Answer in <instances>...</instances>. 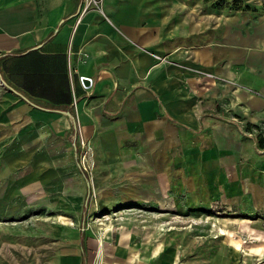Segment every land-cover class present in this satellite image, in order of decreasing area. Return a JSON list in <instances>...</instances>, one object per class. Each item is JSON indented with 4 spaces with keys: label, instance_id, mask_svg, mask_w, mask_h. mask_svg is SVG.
I'll return each mask as SVG.
<instances>
[{
    "label": "rangeland",
    "instance_id": "obj_1",
    "mask_svg": "<svg viewBox=\"0 0 264 264\" xmlns=\"http://www.w3.org/2000/svg\"><path fill=\"white\" fill-rule=\"evenodd\" d=\"M133 3L139 133L103 111L93 124L74 108L71 125L48 119L0 73V264H264L245 175L262 168L264 130L241 107L245 93L264 98L246 82L256 63L264 84V0Z\"/></svg>",
    "mask_w": 264,
    "mask_h": 264
},
{
    "label": "crops",
    "instance_id": "obj_2",
    "mask_svg": "<svg viewBox=\"0 0 264 264\" xmlns=\"http://www.w3.org/2000/svg\"><path fill=\"white\" fill-rule=\"evenodd\" d=\"M132 1L104 0L106 18L96 10L82 14L83 0H0L2 77L24 104L43 109L48 119L59 114L63 119L56 118L57 122L71 125L70 109L74 108L80 123L93 124L103 111L117 117L116 124L124 123L129 134L139 133L142 124L146 125L144 87L140 86L144 77V4ZM216 59L206 49L205 61ZM255 64L252 78L246 82L264 94V84L256 83L261 73ZM81 76L92 82L85 85ZM133 90L135 109L127 100ZM241 107L248 109V122L264 130V98L245 93ZM245 175L250 179L253 201L263 213L264 161L262 168L254 167Z\"/></svg>",
    "mask_w": 264,
    "mask_h": 264
},
{
    "label": "built area",
    "instance_id": "obj_3",
    "mask_svg": "<svg viewBox=\"0 0 264 264\" xmlns=\"http://www.w3.org/2000/svg\"><path fill=\"white\" fill-rule=\"evenodd\" d=\"M82 4H83L82 5V14L86 13L87 11H90V10H96L107 18L106 13H105V9H104V5H105L104 0H83ZM84 78H85V76H81L80 80L83 82ZM88 78L92 82V79L90 77H88Z\"/></svg>",
    "mask_w": 264,
    "mask_h": 264
},
{
    "label": "water",
    "instance_id": "obj_4",
    "mask_svg": "<svg viewBox=\"0 0 264 264\" xmlns=\"http://www.w3.org/2000/svg\"><path fill=\"white\" fill-rule=\"evenodd\" d=\"M0 78H1V77H0ZM1 79H2V78H1ZM2 81H3L4 83H6L4 79H2ZM83 83H84L85 85H89V84L91 83V80H90L88 77H85V78L83 79Z\"/></svg>",
    "mask_w": 264,
    "mask_h": 264
},
{
    "label": "bare ground",
    "instance_id": "obj_5",
    "mask_svg": "<svg viewBox=\"0 0 264 264\" xmlns=\"http://www.w3.org/2000/svg\"><path fill=\"white\" fill-rule=\"evenodd\" d=\"M0 85H2V86L6 85V83H4L1 78H0Z\"/></svg>",
    "mask_w": 264,
    "mask_h": 264
}]
</instances>
